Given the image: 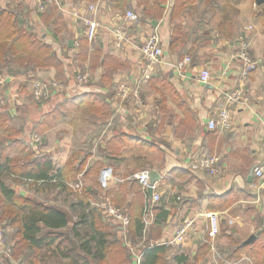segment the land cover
<instances>
[{"label":"crops","instance_id":"crops-1","mask_svg":"<svg viewBox=\"0 0 264 264\" xmlns=\"http://www.w3.org/2000/svg\"><path fill=\"white\" fill-rule=\"evenodd\" d=\"M146 1L153 2L56 0L52 3L63 17V28L53 37L50 27L40 19L41 10L36 0H0L1 8H12L21 17H28L33 32L45 37V41L52 45L63 63L65 76L61 92L39 102L29 91L24 95L18 92L15 84L25 86L35 78L55 79L53 67L20 68V71L15 68L16 73L1 72L7 79L5 86H10L1 90L0 112L5 114L9 125L20 131L23 145L31 144L35 149L38 143L26 139L24 129L39 126L51 112L56 114L51 122L62 120L64 127L70 123L72 113L86 111L87 117L93 120L91 125L87 124L88 129L92 127L97 131L93 134L92 144L99 136L94 141L93 150L87 151L89 157L85 169L98 160L103 163L94 173L93 181L86 184L97 183L98 191L102 190L103 194L97 193L96 196L103 195L117 205L114 194L122 183L133 180L127 179L130 175L142 169L155 170L160 175L157 184L161 197L157 207L162 206L169 212L165 221L158 225L161 231L157 244L165 247L161 264H224L222 261L216 263L213 253H218L229 263L245 264L243 251L238 255V243L250 245L261 237L260 233H264L261 232L264 231V189H253V173L249 178L253 168L264 162V3L194 0V3L186 1L183 10L177 13V9L173 11L175 0H166L160 4L163 9L161 17L143 21L140 16L139 23H127L125 12L132 10L141 15L143 5L140 3ZM89 6H94L95 11ZM171 9L172 19L169 18ZM91 21L97 23V28L95 36L88 38L86 31ZM118 22L127 23L125 26L129 32L121 47L113 44L112 28ZM176 25L181 27V41L170 48L171 32ZM153 33L159 36L163 57L155 72L144 79L140 49L144 39ZM241 34L246 36L250 56L257 61L256 68L243 81L238 78L240 63L235 57ZM84 37H87L88 45L83 49L81 40ZM70 40L73 41L71 46ZM184 57H190L191 64L176 69L175 63ZM81 69L89 71L90 80L79 85L74 77ZM202 69L209 71V83L198 81ZM120 83H137L142 90L143 103L134 105L129 100L117 99ZM236 87L243 88V98L238 103L229 104L225 93ZM87 94L104 100L107 107L83 100ZM222 108L230 112L231 128L226 130L217 125L209 129L207 122L216 119ZM65 119L68 122L65 123ZM50 126L58 127L53 123ZM120 133L128 135L132 142L120 150L115 146L107 149L108 141ZM2 136L0 131V141ZM59 141L55 138L49 145H43L39 155H58L56 167L61 169L70 157L68 147L66 153L55 151V148H64L57 146ZM88 143L91 144L90 138ZM9 153L23 155L17 149ZM201 155L218 159L217 174L187 168L189 161ZM106 167L121 180L113 179L102 186L98 176ZM78 177L86 186L82 182L85 180L82 173ZM6 183L18 194H29L19 183ZM133 198V193L126 194L117 206L124 207L132 219L138 221L140 205L133 206ZM206 213L214 215L218 223V232L210 243L212 250L209 238L206 235V239L203 238L209 222L204 217ZM190 218L195 219V226L189 239L181 246L170 245L177 226ZM70 221H73L72 216ZM255 225L261 231L252 234ZM117 229L121 231L119 237L124 238L121 228L117 226ZM251 235L254 240L244 244ZM204 245H207L205 255L195 262L196 254ZM260 263H264V252Z\"/></svg>","mask_w":264,"mask_h":264},{"label":"trees","instance_id":"trees-1","mask_svg":"<svg viewBox=\"0 0 264 264\" xmlns=\"http://www.w3.org/2000/svg\"><path fill=\"white\" fill-rule=\"evenodd\" d=\"M165 1L140 3L143 5L140 11L142 20L161 17L163 9L160 4ZM186 1L194 3V0H175L173 11L177 9V13L181 12L186 6ZM173 11L170 10L171 19L174 17ZM39 16L50 27L53 37L62 31L63 17L58 13L55 3L42 10ZM23 17L12 8L0 7V70L5 68L6 73H16L20 68L35 70L53 67L55 79L64 83L62 61L57 58L52 45L45 41V37L33 32L27 21L28 17ZM52 19L54 21L51 22ZM181 37V27L174 26L170 48L179 43ZM81 41V48L84 49L88 45L87 37ZM83 100H91V105L97 103L101 107H107L104 100H99L93 94L85 95ZM0 131L3 132V139L0 141V229L12 251L11 258L5 259L6 264H11L12 261L17 264H133V258L123 238L119 237L121 231L117 229V225L90 206L97 193L103 194L102 190L98 191L97 183L82 186L80 191L67 185L76 183L79 173H82L84 179L93 178L94 173L103 164L101 161L98 160L85 169L89 157L86 152L70 157L63 168L58 169L56 166L59 159L56 156L37 155L31 144L23 145L20 131L8 124L7 117L2 112ZM128 138V135L122 133L116 135L108 141L107 149L115 146L120 150L132 142ZM16 149L22 152L23 156L9 157L8 153ZM28 179L31 180L30 183L25 182ZM7 181L28 185L29 194L24 196L16 193ZM130 193L134 194L133 206L140 205V216L138 221H134L128 210L122 207L130 218L126 239L132 244L142 242L138 248L141 252L139 264H161L165 247L157 244L161 231L158 225L165 221L169 212L162 206L157 207L158 202L153 208L154 221L143 234L141 211L144 196L137 181L122 183L114 194V200L120 205L126 194ZM70 216L73 218L72 222ZM261 245L259 238L250 245L238 243V255L249 249L254 257L261 259ZM206 246L199 249L195 262L205 255ZM185 260L186 258L183 262Z\"/></svg>","mask_w":264,"mask_h":264},{"label":"built area","instance_id":"built-area-1","mask_svg":"<svg viewBox=\"0 0 264 264\" xmlns=\"http://www.w3.org/2000/svg\"><path fill=\"white\" fill-rule=\"evenodd\" d=\"M56 0H36L39 10H44L48 7L49 4L55 2ZM91 11H95L94 6H89ZM125 21L131 24H137L140 21V15L132 10H128L125 12ZM125 22H118L113 25L112 35H113V44L116 47H121L127 41L129 32L127 30ZM97 28V23L91 21L89 23V27L86 31V35L88 38H92L95 36ZM250 27H247V29ZM141 56L143 60V72L142 77L144 79H148L154 72L157 67L161 63L163 57V48L161 46V42L159 36L155 33L150 34L143 41L141 46ZM236 59L240 63V67L238 70V78L243 81L247 79L249 73L253 71L257 66V61H255L248 52V43L246 40L245 34H241L238 39V48L236 53ZM191 64L190 57H184L182 60L175 63L174 67L176 69H182L183 67ZM75 82L79 85L85 84L90 80V73L87 69H81L76 71V75L74 77ZM210 73L207 69H202L198 74V81L200 83H209ZM7 79L0 73V89L5 86ZM27 88L29 90L30 95L39 102L46 101L53 97L54 94L61 92L63 88V84L61 81H58L53 78H35L30 79L27 82ZM243 88L236 87L225 93V99L229 104L238 103L243 98ZM116 97L120 101L129 100L134 105L142 104V96L140 92V86L137 83L127 84L120 83L117 91ZM217 125L221 128L229 130L231 128L232 122L230 117V112L226 108H222L218 114L216 119H210L207 122V126L209 129H214ZM33 141L39 143L40 139L37 135L32 138ZM218 159L214 156L201 155L197 158L192 159L187 164V168L191 171H205L211 175L218 173L217 168ZM150 171L149 169H143L136 171L132 175H130L127 179L136 180L138 185L141 188V191L144 195L143 197V205L141 211V222L143 224V234L146 232V229L153 223L154 214L153 208L156 207L157 203L160 200V193L158 191V184L154 182L150 183ZM253 177L254 181L251 184V187L255 190L264 189V162L257 164L253 168ZM99 182L102 186H106L111 180H121L117 179L112 175L111 169L106 167L100 171L98 176ZM30 179L25 180V182L30 183ZM73 190L80 191L82 188V183L80 180L76 183H68ZM22 187V185L20 184ZM151 188L152 192L149 195L148 189ZM91 207H95L104 218H107L109 221H112L114 224L121 228L123 241L125 246L128 248L129 253L133 258V264H139L141 258V252L138 250V244H132L126 239V228L130 223V218L127 211L120 206L115 205L113 202L106 199L103 195L95 196L91 202ZM204 217L209 219L208 224L206 225V229L204 231V239H206L205 235L209 238V245H212V241L214 240L217 232H218V223L217 219L214 215L210 213L204 214ZM195 219L190 218L182 221L177 228L175 229L174 236L169 241L170 245L181 246L189 239L190 234L194 230ZM207 241V240H206ZM213 249V245L211 246V250ZM11 245L6 243L3 232L0 229V260L1 258L10 259L11 258ZM213 259H215L216 263L219 261L224 264H234L229 263L228 261L220 258L218 253H213ZM242 261L245 264H251V259L244 256Z\"/></svg>","mask_w":264,"mask_h":264},{"label":"rangeland","instance_id":"rangeland-1","mask_svg":"<svg viewBox=\"0 0 264 264\" xmlns=\"http://www.w3.org/2000/svg\"><path fill=\"white\" fill-rule=\"evenodd\" d=\"M231 3H232V1H231ZM230 7H233V6H230ZM5 71H6V69L4 68L3 70H0V73L1 72L4 73ZM22 71H24V70H22ZM15 85H16L15 89L18 92H20L21 94H23L26 91H29L28 88H27V82L25 83V86L22 85V84H18V83L15 84ZM9 86L10 85H6L5 87L3 86L0 89V93H1V90H5V89L9 88ZM26 88H27V90H26ZM140 92L142 93L141 88H140ZM141 96H142V94H141ZM142 103H143V97H142ZM30 104H34V103H32L30 101ZM0 107H1V96H0ZM61 113H63V112H60V114ZM87 116H89V115H87L86 111H80V112H77V113H72L71 118H70L71 119L70 123L65 124L66 126L63 127L62 126V122H63L62 120H58L56 122H51V120L52 119H55V117H56V114L51 112V114H49L46 118L43 119L42 123L39 126L37 124L35 127H29L28 129L26 128V129H24V132L23 133H25L27 135L26 139H28L30 141L32 140V137H35V135H37L39 137L40 142L38 143L37 147L35 148V153L37 155H39L40 153H42L40 151V148L43 145H49L50 142L53 139L56 138V139L60 140L57 143V146H64V148H58V149L55 148V151L60 152V153L61 152L66 153L65 150L68 147V149L70 151V152L67 151V153H69L68 158L69 157H72V156H79L80 154L86 153L88 151V149H92L93 150L94 141L96 139H98V136H99V135H97L94 138V141H93V144H92V139L94 137L93 134L96 133L97 131H95L94 128H92V127H89V129H88L87 124L88 125H91L93 123V120H92V117L90 119ZM64 121H65V123L68 122L66 119ZM51 123L57 125L58 127H52V126H50ZM102 124H103V122H102ZM100 125H101V123H100ZM65 127H66V130L64 129ZM83 127H85L84 128L85 131L83 130ZM103 131H102V133H103ZM89 138L91 139V144L88 143ZM65 139H66L67 142L66 143L62 142ZM68 140H69V143H68ZM10 155H12L11 157H22L23 156V155H18V154H14V153H9V156ZM56 157L59 159V156L58 155H56ZM93 179H94V177L93 178H86L84 181L82 180V182H83V184L86 185L89 182H92ZM21 185L27 191L28 185H26L24 183L21 184ZM104 220L106 222H108L107 219H104ZM258 230L261 231V229H257L256 228V225H255V228L253 229V233L252 234H256V231H258ZM261 232H264V231H261ZM260 234H262L261 237H259L260 243L264 244V233H260ZM261 246H263V245H261ZM262 251L264 252V246H263ZM243 253L245 254L246 257L252 259L253 264L254 263L255 264H259L258 257H254L252 255V253L249 251V249H245L243 251ZM129 258L131 259L130 255H129ZM0 264H6L4 258H1Z\"/></svg>","mask_w":264,"mask_h":264},{"label":"water","instance_id":"water-1","mask_svg":"<svg viewBox=\"0 0 264 264\" xmlns=\"http://www.w3.org/2000/svg\"><path fill=\"white\" fill-rule=\"evenodd\" d=\"M254 3H255L256 5H261V4L264 3V0H254ZM71 43L73 44V41L70 40V41H69L70 46H71ZM252 173H253V171L250 172V174H249V178L252 177ZM159 178H160V175H159V173H158L157 171H155V170H151V171H150V183H151V184H153L154 182H157V180H158ZM151 192H152V189L149 188V189H148V194L150 195ZM253 240H254V235H251V237L248 238V239L245 241L244 244H250ZM11 264H17V263L14 262V261H12Z\"/></svg>","mask_w":264,"mask_h":264}]
</instances>
